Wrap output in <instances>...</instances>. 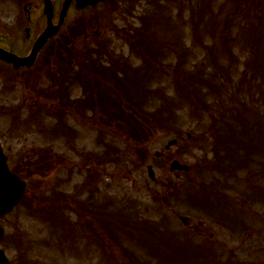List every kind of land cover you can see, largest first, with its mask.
I'll return each mask as SVG.
<instances>
[{
    "label": "rangeland",
    "instance_id": "374dc122",
    "mask_svg": "<svg viewBox=\"0 0 264 264\" xmlns=\"http://www.w3.org/2000/svg\"><path fill=\"white\" fill-rule=\"evenodd\" d=\"M52 2L55 9H59L62 0L58 3L56 0ZM25 3L32 5V16L38 17L39 13H36L35 8L38 0H25ZM205 3L212 9L206 10L203 7ZM241 4L242 0H164L160 4L139 0L130 6L125 5L127 7L114 4L108 9L99 7L93 11L83 12H74L69 9L63 28L54 39L53 48L56 49L59 46V51L64 52L68 49L66 40L72 41L71 39H74L73 46H80V48L85 46L89 49L99 48L100 46L95 43L97 42L105 45L114 60L122 64L126 63L131 69L141 68V63L130 47V36L134 30L137 33L140 32L143 26L147 35L151 29L147 30L146 25L152 24L154 19L158 18L159 30L156 31L157 37L161 39L156 38L153 44L158 47L159 53H157L155 64L159 62L160 66L154 65L158 73L156 77L155 74L153 75L154 79L150 83L153 93L148 94L140 106L143 113H158L162 116L159 117L161 119L146 118L147 132L140 139L137 149L129 145L121 132L117 135L114 133L112 128H115V123L109 124L107 128L104 127L105 132L108 129V134L103 135L88 125L87 130L83 128L85 125L75 122L73 139L68 140L67 137L61 139L49 135L47 129L51 127L53 120L42 116L43 136L31 130L24 135V138L28 140L27 145L23 143L21 146L51 148L55 163L46 176L35 175L29 179L30 193L34 194L33 200H27L26 206L31 204L30 207L17 208L5 223L7 239L11 236L12 242L6 246L3 244V249L12 264H18L17 259L20 254L24 258V261H21L23 264H28V261L37 264H142L138 258L146 264H212L209 259L213 257L219 259L218 261L222 264L227 262L228 258L232 261L228 260L227 264L233 263V260L241 264H264V243L262 242L264 201L260 198L264 188V160L257 154L260 149L252 151V165L241 163L246 166L227 169L225 167L227 161L222 157L223 154L225 155L223 145H221V151L215 152L216 141L209 132L212 130H207L209 125L207 116L192 115L191 108L194 109L197 106L188 105L189 100L186 98L185 89L181 96L175 92L177 84L191 74L200 72L202 79H208L212 71L222 73L227 79H224L223 83L228 93H233L235 98L244 99L245 106L250 105L253 112L257 111L260 119L262 118L264 83L260 74L256 73L252 77V68L248 64L252 61L250 57L254 53L251 24L254 25L260 18L264 19V0H253L248 13L244 12L245 7H239ZM17 6L18 3L15 0H0V27H3L4 23L6 25L11 23L9 28L13 33L17 32L15 19H13ZM92 19L98 22L91 23ZM219 19L222 22H218ZM230 19L234 21V24H230L229 32L226 25L229 24ZM81 23H86L87 26L88 39L86 40L83 37L80 38L81 31H75L77 30L75 27ZM42 24L45 26L44 22ZM95 32L99 35L95 36ZM142 32L144 31L142 30L140 35L144 34ZM222 38H225L224 41ZM255 49L260 52L256 45ZM144 51H150L152 54V49L147 46ZM243 70H246V74ZM243 77H246V82H253V85H248L244 96L238 97L239 89L236 84ZM203 90L213 98L218 97L216 94H211L207 88ZM78 93L79 90L75 89L74 96H79ZM129 94L130 91L123 92L124 96ZM207 96L204 98L208 103L211 100ZM197 109L196 112L204 111L209 115L223 112L216 110L213 103L208 105V109L203 107ZM141 117L144 118L143 114ZM225 118L229 119L228 116ZM73 122L68 119L67 124L73 128ZM32 127L36 128L35 124ZM122 129L125 128L122 127ZM223 130L224 128L221 132ZM193 131L196 135L204 134L203 143L200 141L199 146H195L194 141L189 144L186 139V134H191ZM172 139H177L178 143L167 152L166 156L171 160L164 165L165 162L155 159L154 155L165 153L164 146ZM256 142L260 146L261 139L257 138ZM140 149L141 152H138ZM102 151L107 154L106 167L93 164L94 159H97ZM13 154L25 155L21 150ZM172 161L192 166L193 173L198 176L199 181L205 182V189L201 193L195 192L187 196L191 189L187 194L185 189L187 191L188 185L196 177L192 172L186 176L185 173H179L180 178L176 180L168 171ZM148 166H151L155 174L154 185L146 174ZM255 173L256 175L248 180L250 175ZM233 174H238L239 180H233ZM169 180L175 186L173 193L176 195L167 196L166 202L171 205L165 206L163 203L165 187L163 189L160 181L168 182ZM37 189L39 192L35 194ZM59 193L66 199L78 194L76 203L73 204L76 214H73L71 210L67 211L63 205L56 204L60 199L57 196ZM216 193L236 196L235 206L231 207L232 210L229 213L230 220L222 219L223 227L210 225L206 217L209 215L208 210L217 212L212 203V199L215 203ZM54 195L58 200L52 201ZM90 195L94 202L111 201L113 208L109 213H116V209L121 207L128 208L123 209L125 214H129L128 211H134L137 221L158 225L159 233L166 229V226L161 224L164 223L163 219L166 220L167 228L173 232L174 238H167L163 234L158 235L148 246L152 254H147L145 247L140 246L146 243L145 238H139L138 242L127 232L119 228L116 232V228H110V235L115 236L126 251L115 248V257L110 259L107 254L113 251L108 250L106 253V250H100L98 253L87 250L88 238L84 240L79 234H81V222L88 221L81 204L87 198V204L91 202ZM185 195L187 197L184 202ZM60 201L62 203V200ZM217 205H222L219 203L218 196ZM40 207H55L59 217L63 212L65 214L63 220L69 224L62 223V225L65 224L67 225L65 227L71 228L74 224L76 227L77 233L73 235V238L62 228V225H53V227L49 225L47 217L50 214L54 215V212H47L49 214L45 215L42 213L40 217L35 215L32 210ZM239 215L243 217L238 218ZM96 216L99 214L97 213ZM180 216L187 217L193 228L198 222L206 225L208 233L201 237L194 232H187L178 220ZM53 218L55 219L54 216ZM94 224L91 229L97 231L98 228ZM129 230L135 232L136 228L131 227ZM209 233L213 234L219 245H208L204 249L202 242L208 239ZM59 242L64 244L56 247ZM94 242L99 244V236H96ZM70 246L74 249L70 250ZM211 249L216 252L212 254L206 251ZM134 259L138 262L136 263Z\"/></svg>",
    "mask_w": 264,
    "mask_h": 264
},
{
    "label": "flooded vegetation",
    "instance_id": "af4514ba",
    "mask_svg": "<svg viewBox=\"0 0 264 264\" xmlns=\"http://www.w3.org/2000/svg\"><path fill=\"white\" fill-rule=\"evenodd\" d=\"M16 1L17 3H21ZM17 7L15 25L17 32H11V23L0 27V47L18 58L25 57L30 51L33 42L42 32L41 17H33L31 6L21 4ZM24 14L20 13V9ZM39 9L36 5V11ZM75 68V65H72ZM48 71L44 70L42 54L37 56L30 67H14L13 63L0 60V146L7 156L8 167L11 172L20 178L27 173L28 157L13 154L17 150L23 152H38L35 146L27 145L28 140L23 138L28 130L29 121L37 124L43 115L44 83L51 82L54 88V80L45 79ZM48 77V76H47ZM51 77H54L52 74ZM74 79L75 75L70 76ZM57 84V83H55ZM52 91L47 92L48 97ZM53 100V98H51ZM86 109V108H85ZM21 147V149H19ZM169 190V188L167 187ZM3 219L0 224H3ZM3 241L0 242L2 244Z\"/></svg>",
    "mask_w": 264,
    "mask_h": 264
},
{
    "label": "trees",
    "instance_id": "16d2710c",
    "mask_svg": "<svg viewBox=\"0 0 264 264\" xmlns=\"http://www.w3.org/2000/svg\"><path fill=\"white\" fill-rule=\"evenodd\" d=\"M71 40L74 41V39ZM66 41L68 42L67 44L72 43L70 40ZM88 64L93 67L98 63L96 62V58L93 57ZM256 73L259 72H255L253 75L251 74L252 77ZM209 74L208 79H202L201 74L197 73L190 75L189 78L185 80L182 89H185L186 98L189 100L188 105L191 104L194 107L201 106L208 109V105L213 103L216 110L223 111L220 113L218 119H212L211 128L214 132L218 133V141L220 145H224L226 142L229 143V146L227 145L223 149L225 155L223 154L222 157L227 161V165L225 167L227 169H237L242 168V166L251 165L252 151L254 148L258 147L254 130L263 131L260 138L264 139V114L262 113V118L260 119L259 115L256 113L257 111L253 112L254 110L250 105L245 106L244 99L235 98L233 93H228L226 85L217 74L211 72ZM262 76L264 78V73ZM104 80L109 81L107 78ZM244 81H246V77H243L240 81V85L238 87V97H243L248 89H243V83H245ZM248 83L253 84V82L250 81ZM120 87H122L121 89L123 92H129L125 85H120ZM204 88H207L211 94H216L218 97L213 98L212 95H208V93L203 90ZM177 89L179 90V87H177ZM133 90L134 92H137V90L140 89L134 85ZM127 96H131V94L124 96L122 93V99L119 101L108 99L107 115L111 120L115 118L117 112L120 115L119 120L125 125L124 131L126 135L132 139H138V132L144 130V126L139 120V116L143 114L140 106L141 103H131V99H127ZM205 96L210 97L211 101L207 103L206 98H204ZM226 99H228V101H226ZM100 104L102 105L101 102ZM129 106H133L137 112L134 111V114H131ZM225 115L229 117L228 120L224 118ZM254 127L259 128L255 129ZM223 128L227 130L226 133L221 132V129ZM213 162L216 163L217 161ZM241 163L246 165H242ZM237 175L238 174H235L232 179L238 180L236 177ZM252 175L253 174H251L250 177ZM260 198L264 201V189H262Z\"/></svg>",
    "mask_w": 264,
    "mask_h": 264
},
{
    "label": "water",
    "instance_id": "95a60500",
    "mask_svg": "<svg viewBox=\"0 0 264 264\" xmlns=\"http://www.w3.org/2000/svg\"><path fill=\"white\" fill-rule=\"evenodd\" d=\"M72 1L75 2L77 8H83V7L90 6V5L93 6L99 2H106L108 0H65V2L63 3V6H62V10H61L60 20H59V23L56 27H51L49 25L50 19L52 16L51 2H50V0H43L44 6H45L44 7V14L48 18V27L44 31L41 38L38 40V43L35 46V50H34L35 53L38 51V49L40 47H42L45 44V42L52 35H54L58 31V29L60 28V26L62 24L63 18L65 17L67 8L69 7V5ZM174 168H178L176 163H174L171 166V169H174ZM5 170H6V167H5L4 159H3L1 152H0V173H2L5 176V180L7 182L8 188L9 187L11 188V195L10 196L6 195L3 199L0 200V211L5 210L4 212H1L0 217H1V215H4L5 213H7L10 210V208L17 202V200L19 199V197L21 195V193H20L21 190L18 187V182L15 181L16 179H14L13 177H10L9 174H7ZM0 235H1V231H0ZM0 264H8L7 261L5 260L4 256H3L2 252H0Z\"/></svg>",
    "mask_w": 264,
    "mask_h": 264
}]
</instances>
